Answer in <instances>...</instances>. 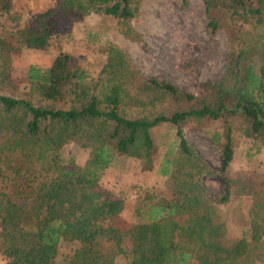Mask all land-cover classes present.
Segmentation results:
<instances>
[{
  "label": "trees",
  "instance_id": "trees-1",
  "mask_svg": "<svg viewBox=\"0 0 264 264\" xmlns=\"http://www.w3.org/2000/svg\"><path fill=\"white\" fill-rule=\"evenodd\" d=\"M140 1L53 0L29 12L0 0V256L6 264H57L63 246V264H113L121 254L127 264H264V181L226 175L236 127L264 145V0H202L206 31L223 30L230 49L222 77L202 82L197 93L141 74L111 42L93 72L59 53L48 67L28 66L26 90L12 81L13 54L45 48L63 18L109 15L121 35L140 40L130 22ZM197 118L219 122L210 132L220 153L217 170L184 137L183 125ZM161 125L175 131L158 165L159 174L171 177L170 193L138 191L136 221L121 228L111 220L123 199L105 195L97 183L119 156L151 170L152 131ZM69 142L88 151L83 164L61 154ZM207 174L220 176V194L205 187ZM232 200L239 204L228 213L221 206ZM227 222L238 230L232 243Z\"/></svg>",
  "mask_w": 264,
  "mask_h": 264
},
{
  "label": "rangeland",
  "instance_id": "rangeland-1",
  "mask_svg": "<svg viewBox=\"0 0 264 264\" xmlns=\"http://www.w3.org/2000/svg\"><path fill=\"white\" fill-rule=\"evenodd\" d=\"M49 5H53V0H13L14 9L29 12H38ZM204 21L202 0H188L186 6L180 0H141L138 16L130 21L140 33V40L121 35L116 20L109 15L90 13L70 20L63 18L58 21L57 30L45 48H23L13 54L12 81L20 90H26L28 66L48 67L59 53L72 55L88 71L98 70L106 58L104 48L111 42L127 53L141 74L166 79L181 89L197 93L202 82H216L222 77L230 49L223 30L209 34ZM218 125V121L197 118L182 127L184 137L215 170L219 167L220 153L210 139V132ZM174 132V128L168 125L158 126L152 131L156 147L151 170H142L136 159L119 156L104 171L97 188L113 199L122 198L124 201L123 209L111 220L113 224L128 228L136 221L132 210L138 191L154 188L169 195L171 177L159 174L158 165L167 147L174 142ZM233 143L234 156L226 175L264 181V145L254 143L237 127L233 131ZM61 154L73 156L77 163L83 164L88 151L69 142L63 146ZM203 183L212 195L223 190L218 175H204ZM14 198L21 200L18 195ZM238 204L239 201L232 200L228 207H221L230 213L229 210ZM226 227L228 241L232 243L238 230L231 222H227ZM124 245L128 247L127 242ZM67 249L68 246L59 249L55 259L57 264L65 262L63 253ZM127 261V257L121 254L113 264H127ZM0 264H6L2 256Z\"/></svg>",
  "mask_w": 264,
  "mask_h": 264
}]
</instances>
